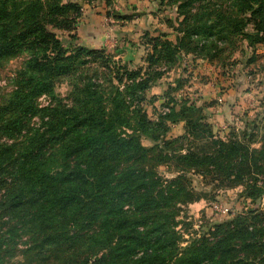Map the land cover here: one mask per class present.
<instances>
[{
  "label": "trees",
  "instance_id": "obj_1",
  "mask_svg": "<svg viewBox=\"0 0 264 264\" xmlns=\"http://www.w3.org/2000/svg\"><path fill=\"white\" fill-rule=\"evenodd\" d=\"M172 1L179 3L177 14L188 26L180 31L182 36L176 38V44L152 38L148 60L156 54L175 62L183 40L189 42L200 36L209 41L216 37L220 43L229 34L241 36L251 47L264 40V0H231L237 5V12L230 11L228 15L222 11L212 15L191 13L190 8L197 0ZM77 8L63 0H0V63L18 51H26L29 54L26 66L31 72L23 88L12 92L6 106L0 108V132L9 133L10 137L19 134L21 129L15 130L12 125L17 115L20 124L28 114L39 115L43 127L23 135L24 140L19 143L0 144V184H7L6 178L10 180L0 199V219L6 217L10 223L17 218L22 229L33 231L63 219L58 231L43 233L38 242L40 247L55 245L52 250L55 255H63L72 250L63 245L69 241L74 244L78 237H68L63 226L78 220L91 226L97 218L106 216L104 222L110 226L101 240V232L91 230L86 234V241L78 246L84 251L83 259L79 258L80 253L72 252L65 264H256V258H233L232 249L222 246L229 235L239 234L246 240L247 223L237 224L238 218L233 220V227V222L217 224L216 230L223 227L225 230H217L215 235L225 236L211 246L207 243L187 248L177 246L175 232L171 231L174 219L169 220L170 215L164 212L174 209L175 198L184 201L185 177L179 175L163 186L149 159L164 162L166 153L167 156L177 153L178 156L170 159L199 175L211 174L220 186H230L242 182L247 171L264 167V142L260 150H250L240 141L218 139L210 127L200 123L199 116L190 120L197 108L185 102L179 108L173 105L163 117L159 116L157 123H151L139 107L131 109L133 103L137 106L140 102L139 93L149 88V83L134 80L131 73L130 84H124L122 90L110 84L112 89L106 98L101 85L81 78L82 83L74 88L70 106L60 100L45 108L34 105L36 97L51 92L53 79L79 72L75 66L79 67L76 60L80 61V54L95 53L76 47L67 56L70 48L53 32L71 34L77 15L73 17L70 13L77 12ZM189 20L193 23L189 24ZM251 23L254 30L249 32L247 26ZM126 76V70L118 69L114 79L122 84ZM179 121L189 127L186 136L167 138V125ZM121 129H128L130 133ZM188 136L199 144H193L186 153H182V147L177 151L172 149L174 144L188 141ZM141 138L151 140L152 149H145ZM261 161L263 164L259 165ZM147 163L151 166L145 167ZM257 188L255 182H247L245 192L253 197ZM14 210H27V213L20 218ZM116 217L122 223L115 226ZM149 221L159 224L155 233L144 231ZM256 245L254 240L244 249ZM263 247L259 248V254ZM100 249L106 252L97 256ZM137 250L142 251L140 258H135Z\"/></svg>",
  "mask_w": 264,
  "mask_h": 264
},
{
  "label": "rangeland",
  "instance_id": "obj_2",
  "mask_svg": "<svg viewBox=\"0 0 264 264\" xmlns=\"http://www.w3.org/2000/svg\"><path fill=\"white\" fill-rule=\"evenodd\" d=\"M143 1L146 3H139L138 8L131 3L132 0H63L64 3H72L78 7L77 12L70 13L73 17L77 15L71 34L53 30L63 45L70 48L67 56L72 55V50L76 47H83L95 53L80 54L78 59L80 58L82 65L76 60V65L79 64V67L75 66L79 72L53 79L51 92L36 97L33 101L34 105L45 108L60 100L70 106L74 88L82 83L81 78L90 79L93 84L101 85L106 92V98L112 89L110 84L122 90L124 84H130L128 75L131 73L135 76L134 80L143 79L149 83V88L139 93L140 102L137 106L133 103L131 109L134 106L139 107L151 123H157L159 116L163 117L173 105L179 108L185 102L197 108L196 114L189 119L194 120L199 116L200 123L210 127L212 134L218 139L240 141L250 150H260L264 142V40L251 47L241 36L234 37L229 34L227 40L225 38L221 43L216 37L209 41L200 36L189 39V42L183 40L181 49L175 55V62L165 56L158 57L156 54L153 59L148 60L147 56L152 53V38L158 41L168 40L176 44V38L182 36L180 31L185 30L188 25H185L183 17L177 14L178 2ZM233 4L231 0H197L191 6L190 12H207L212 15L214 12L222 11L228 15L230 11L237 12V5ZM95 16H98L96 20L100 25H104L103 27L118 29L117 37L121 42L117 48L109 49L104 44L94 48L87 47L80 40L83 27L89 24L91 17ZM192 23V20H189V24ZM262 26L264 27V24ZM253 28L251 23L247 26V31L251 32ZM69 35L74 39H70ZM28 58V52L18 51L0 63V108L6 106L12 92L23 88L27 75H31L26 66ZM118 69L127 71L122 84H118L114 79ZM106 101L108 109L111 108L110 100ZM17 117L18 115L12 124L15 125V130L21 129L19 134H13L17 139L12 140L10 138L15 137L0 132V144L19 143L24 140L22 136L29 131L43 128L39 115L28 114L21 124ZM167 126L166 137L170 139L186 136L189 130L186 122L183 121ZM121 130L130 133L128 129ZM140 142L145 149H152L151 140L141 138ZM193 144L199 143L188 136V141L174 144L172 149L177 151L182 147V153H186V149L191 148ZM174 154L167 156L166 153V156H163L164 162L159 161L158 158L149 160H152L150 161L152 170L160 178L163 186L179 175L185 177L184 201L175 198L174 209L170 208L164 212L170 215V219L169 217L167 219L171 221L174 219L171 231L175 232L176 245L187 248L194 247L198 243L199 245L207 243L211 246L225 236L222 233L215 235L217 230L219 232L225 230V227L216 230L217 224L232 223L238 218L235 221L237 224L242 226V223H247L246 240H242L239 234L229 235L226 238L227 242L222 246L227 245L231 248V256L235 259L248 256L252 259L256 258V264H264V253H262L264 247L259 254V248L264 246V167L247 171L244 180L240 183L220 186L213 181L211 174L199 175L197 171L188 169L183 163L179 164L175 159H170L178 156L177 153ZM152 156H155L154 153ZM150 164H145V167H150ZM258 164L261 165L263 162ZM4 181L7 184L10 182L7 178ZM247 182H255L258 187V190L252 193L253 197L245 192ZM7 184H0V199L5 194ZM123 209L128 211L127 206ZM13 212L21 218L27 210ZM105 219L106 216H101L91 226L84 225L79 220L74 224L69 222L68 225L63 226L67 229L68 237L71 235L78 237H75L74 244L69 241L63 245L65 248L69 247V250L72 249L71 251L63 255H55L57 253L52 251L55 245L51 248L40 247L38 242L43 233L46 235L58 231L63 219L45 226L43 230L33 231L30 228L22 229L17 218L7 223V218L4 217L0 219V263L65 264L72 252L80 253L79 258L83 259L84 251L78 246L82 241H86V234L91 230L100 231L101 240L110 226L105 224ZM114 220L115 226L122 223L119 217ZM150 221L148 224L150 227L147 226L144 231L152 234L157 231L159 224L153 225ZM165 225L168 228L167 222ZM233 226L234 222L231 227ZM162 236L164 240V235ZM254 240L256 247L249 246L244 249L246 244ZM76 247L79 249L76 250ZM105 252L104 249H100L97 251V256ZM91 255L89 259H92ZM134 255L135 258H140L142 251L137 250Z\"/></svg>",
  "mask_w": 264,
  "mask_h": 264
},
{
  "label": "crops",
  "instance_id": "obj_3",
  "mask_svg": "<svg viewBox=\"0 0 264 264\" xmlns=\"http://www.w3.org/2000/svg\"><path fill=\"white\" fill-rule=\"evenodd\" d=\"M141 2L146 3L143 0H132L131 3H133L134 6L139 8V3ZM96 17L98 16L91 17V19H89L88 21L89 24L83 27L81 34H83L84 36L80 34V40L84 42V45H86L87 47L94 48L104 44L107 48L109 47V49L117 48L118 44L120 45L121 42L118 40L117 37V33L119 32L116 31L118 29L116 30L114 27H103L104 25H100L98 23V20H96ZM137 21L138 20H136V23ZM135 35L137 34H134V36ZM83 37H85L86 39H84ZM132 37H129V39ZM116 52H118V50Z\"/></svg>",
  "mask_w": 264,
  "mask_h": 264
}]
</instances>
